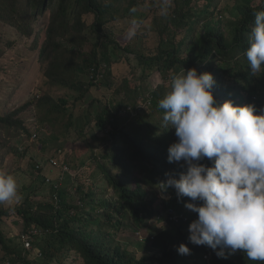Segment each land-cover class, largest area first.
I'll return each instance as SVG.
<instances>
[{"label":"trees","instance_id":"16d2710c","mask_svg":"<svg viewBox=\"0 0 264 264\" xmlns=\"http://www.w3.org/2000/svg\"><path fill=\"white\" fill-rule=\"evenodd\" d=\"M218 2L203 0L205 5L200 6L196 0H176L166 9L150 0H0V57L5 47L13 49L17 43L2 37V32L11 29L31 40L36 21L41 15L48 18L45 36L38 35L29 48L39 51L36 91L40 94L35 102L0 115V130L14 137L23 131L36 141L40 133H30L20 117L34 106L35 126L50 133L47 139L39 138L40 144L48 151V143L57 142L45 164H34L35 174L46 176L43 183L51 186L49 195L42 197L46 200L27 197L20 206L0 209V222L22 221L20 236L33 245L31 250L22 240L14 245L0 229L3 260L65 264L76 255L73 264L77 260L83 264L177 263L178 246L190 245L183 224L174 226L163 218L168 228L157 230L154 239L142 242L137 235L151 229L150 220L168 209L194 215L184 207L189 198L178 202L174 189L168 188L174 197L166 202L150 188L165 181L166 173L178 176L183 171L178 163L167 161L175 130L164 127V113L158 108L172 74L183 68L210 72L218 101L251 103L258 113L264 108V74L252 76L244 55L253 13L264 9V0H234V16L225 29L214 20ZM153 17L162 27L143 28ZM121 19L144 26L136 28L126 42L107 28ZM104 83L106 94L95 93L94 88L101 91ZM88 129L98 134L103 153H97L96 144L88 139ZM89 161L99 169L97 176L94 168L85 175L84 164ZM202 162L211 166L207 159ZM65 173L83 176L77 179V200L61 185ZM127 231L138 240L122 238Z\"/></svg>","mask_w":264,"mask_h":264},{"label":"clouds","instance_id":"9594fccd","mask_svg":"<svg viewBox=\"0 0 264 264\" xmlns=\"http://www.w3.org/2000/svg\"><path fill=\"white\" fill-rule=\"evenodd\" d=\"M253 16L244 55L250 74L258 77L264 74V9ZM214 84L212 73L183 68L172 74L158 101L164 127L175 130L167 161L183 171L166 173L165 181L150 188L166 202L174 197L168 188L178 202L189 198L184 207L194 215L168 209L157 217L161 226L167 225L161 230L168 228L163 218L189 230L190 245L178 246L176 264H264V108L258 113L251 103L220 102ZM206 159L211 166L202 162ZM14 199H19L17 180L0 171V203Z\"/></svg>","mask_w":264,"mask_h":264},{"label":"rangeland","instance_id":"374dc122","mask_svg":"<svg viewBox=\"0 0 264 264\" xmlns=\"http://www.w3.org/2000/svg\"><path fill=\"white\" fill-rule=\"evenodd\" d=\"M175 1L176 0H167V2L166 0H150V2H156L159 7H164L166 9H169ZM199 4L200 6L205 5L203 3V0H196L195 5ZM234 5V0H219L214 18L215 22L220 23L221 27H226L227 24L232 20L231 16H234ZM159 14L161 16L165 15L164 12H160ZM155 19V17L148 18V20L144 23L145 26L143 24H138L137 21L131 19H121L116 22L110 23L107 28L109 31L114 32L117 38L119 37V39L127 42L128 36L134 34L136 28L142 25L144 26L143 28H146V26H152V24L162 27L159 22L155 21ZM47 22V16L41 15L35 23V34L31 40L19 36L11 29L7 30L6 32H2L1 34L2 37L4 36L6 39H10L12 41L14 40L17 42L15 45L16 48L11 49L10 47H5L6 51L3 56L0 57L1 116L15 112L25 105L31 102H35L38 98V95L40 94L39 92L37 94L36 91V83H38L39 77V51H31L29 50V48L33 46V43L38 35L42 34L43 36H45L44 30L46 29L45 26L47 25ZM154 34L156 36V33ZM132 62L135 64L134 58ZM104 84L105 85L101 86V91L97 89L95 90L94 88L95 93L100 92L101 94H106L107 87L106 83ZM64 94L71 95L72 93L64 91ZM36 115H38V113L37 109L34 106L28 107L26 111L20 115L30 133L34 131L40 133L36 141L34 140V138H30V135L26 134L23 131L19 132L14 137L13 134H9L7 131L0 130V138H2V140L0 141V171L12 174L16 178L19 194L18 200L14 199L11 202L0 203V209H8L10 207L20 206L24 203L27 197H31L34 201L37 202H44L46 199H42V197L47 196L50 193V184L43 183V177L46 176H37L34 171V164L39 162L45 164L47 158L50 157V155L54 154L57 148V142L50 141L47 147L48 151L45 149V145L40 144L39 138L47 139L49 138L50 133L47 131L40 132L39 125L35 126V124L37 123ZM94 134H96L95 131L88 129V139L92 143L96 144L97 153H103L104 147L101 146L100 141H98V134ZM4 143H6V145L3 146ZM87 157H89V155ZM92 168H94L92 172L93 175L97 176L99 169L96 167H92L91 161H89L88 164H84V169L86 172L85 175ZM75 175L76 176H73L72 173H65L63 175V181L61 185L63 188L74 194L73 198L77 200V198L80 197L77 192V187L79 186V181L77 179L82 178L83 176L77 173ZM93 175H91V177H93ZM112 194L113 192L110 191L109 196H111ZM159 223L160 218L154 217L150 220L149 228L151 229H149L148 231L142 230V232L137 234L142 242L144 240L147 242L148 238L155 234L157 230L160 231L162 228L167 227V225L161 226ZM22 227V221L16 220L15 218H10L0 222V229L6 234L8 239L14 240V245L22 244V239H20V237L22 238V236H20L23 229ZM137 235H134L132 232L127 231V233L122 235V238L128 239L126 241L134 243L133 236L136 238V240H138ZM32 247L33 245L31 243V248ZM137 253L139 256L142 255V252L139 250V248L137 249ZM3 256H5L3 251H0V263L3 262ZM74 258L77 259V256L75 255V257L68 258L67 260H65V264H73L75 262ZM75 264L83 263L81 260H77Z\"/></svg>","mask_w":264,"mask_h":264},{"label":"built area","instance_id":"2783aa9c","mask_svg":"<svg viewBox=\"0 0 264 264\" xmlns=\"http://www.w3.org/2000/svg\"><path fill=\"white\" fill-rule=\"evenodd\" d=\"M24 241L26 242V246H27V247H31V246H30L31 244H30L28 238L24 237Z\"/></svg>","mask_w":264,"mask_h":264}]
</instances>
